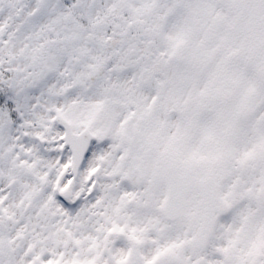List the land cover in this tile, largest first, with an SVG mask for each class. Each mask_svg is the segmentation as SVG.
<instances>
[{
	"label": "snow or ice",
	"instance_id": "1",
	"mask_svg": "<svg viewBox=\"0 0 264 264\" xmlns=\"http://www.w3.org/2000/svg\"><path fill=\"white\" fill-rule=\"evenodd\" d=\"M0 264H264V0H0Z\"/></svg>",
	"mask_w": 264,
	"mask_h": 264
}]
</instances>
